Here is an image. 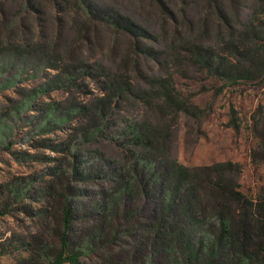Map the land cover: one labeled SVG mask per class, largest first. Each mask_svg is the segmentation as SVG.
Wrapping results in <instances>:
<instances>
[{
  "label": "rangeland",
  "instance_id": "rangeland-1",
  "mask_svg": "<svg viewBox=\"0 0 264 264\" xmlns=\"http://www.w3.org/2000/svg\"><path fill=\"white\" fill-rule=\"evenodd\" d=\"M231 4L247 22L254 0H223L226 12ZM101 16L131 17L141 30H117ZM221 18L208 0H0V264H47L40 254L58 248L64 197L71 239L104 233L90 238L95 246L79 264H102L144 240L155 204L125 201L122 208L142 211L127 220L108 216L106 203L140 151L131 135L138 124L155 128L165 159L192 169L240 164L241 191L260 194L264 160H251L259 145L252 115L264 105V82L218 92L219 80L177 56L184 38L217 45ZM162 76L185 112L160 107L151 83Z\"/></svg>",
  "mask_w": 264,
  "mask_h": 264
},
{
  "label": "trees",
  "instance_id": "trees-1",
  "mask_svg": "<svg viewBox=\"0 0 264 264\" xmlns=\"http://www.w3.org/2000/svg\"><path fill=\"white\" fill-rule=\"evenodd\" d=\"M208 2L222 15L224 33L219 34L217 45L184 38L178 58L184 53L219 80L222 85L218 92L242 82H264V0H254V11L247 22L242 21L234 5H226V12L223 0ZM101 18L133 35L141 30L131 17ZM151 84L162 109L176 115L186 111L187 105L171 77H155ZM112 85L116 90L121 87L118 82ZM230 116V124L238 132L237 111L232 109ZM252 121L259 145L252 151L251 160L257 164L259 157L264 160V105L256 109ZM154 129L150 124L131 127L132 143L140 151L134 153L130 167L106 195L111 209L108 216L120 214L127 220L136 213L138 218L142 211L135 205L132 209L122 208L125 201L155 204L152 214L145 216L144 240L117 257L103 259L102 264H264V188L256 198L245 195L237 181L242 173L240 164L192 169L177 160L165 159L156 148ZM64 199L58 248H45L40 254L47 264H79L84 252L95 246L90 238L104 237L102 229H95L71 239L68 232L74 214L72 203ZM4 211L0 209V215ZM115 240L116 235L109 233L106 242Z\"/></svg>",
  "mask_w": 264,
  "mask_h": 264
}]
</instances>
